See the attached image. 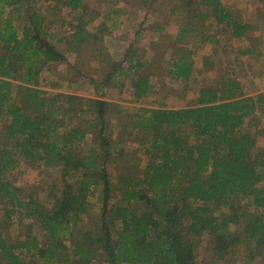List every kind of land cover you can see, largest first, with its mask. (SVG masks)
<instances>
[{"label":"trees","instance_id":"obj_1","mask_svg":"<svg viewBox=\"0 0 264 264\" xmlns=\"http://www.w3.org/2000/svg\"><path fill=\"white\" fill-rule=\"evenodd\" d=\"M104 1L55 0L67 10L74 53L91 43L101 47L111 33L104 22L89 31L98 16L86 4ZM179 13L178 41L193 35L202 44L216 43L200 30L214 23L234 39L251 30L220 0L188 1ZM45 22L38 8L0 0V201L8 205L4 223L15 213L27 233L13 246L0 226V264H197L193 239L200 236L211 243V264H238L242 248L248 263L264 264V170L253 157L255 135L243 131L264 106V93L243 96L239 82L228 78L217 88L200 89L194 107L132 109L129 134L144 144L145 164L141 170L117 166L114 185L108 162L127 152L113 148L123 142L112 137L111 104L39 88L48 65L65 59ZM125 58L126 65L111 66L103 85L123 76L133 95L147 97L145 63L134 51ZM192 60L191 52H171L168 75L189 80ZM20 162L60 171L63 186L49 208L12 189L6 174ZM97 192L99 213L91 218ZM244 200L253 211L240 205ZM134 204L143 212L136 214ZM31 221L40 224L45 246L30 234Z\"/></svg>","mask_w":264,"mask_h":264},{"label":"rangeland","instance_id":"obj_2","mask_svg":"<svg viewBox=\"0 0 264 264\" xmlns=\"http://www.w3.org/2000/svg\"><path fill=\"white\" fill-rule=\"evenodd\" d=\"M20 1L24 10L29 6L38 8L46 19L45 25L53 26L55 35L52 42L65 57L63 62L48 65V69L41 77L39 88L47 93L101 99L113 107L112 137L123 142L122 145L113 148L124 149L127 152L126 155L119 157L117 162H113V159L108 162L110 180L114 185L117 183V176L120 175L115 171L117 166L129 164L141 170L145 164L142 151L144 144L141 145L136 139L138 137L136 134L132 132V135L129 134L131 130L129 112L132 109L194 107L198 105L200 89L217 88L228 78L239 82L243 96L254 97L264 93V3L260 0H220L223 6L230 8L238 19L249 22L253 27L252 31L243 38L234 39L228 31L221 26L215 27L214 23L211 27L206 26V29L200 28V30L211 33L216 38V43L203 44L193 35H187L180 41L176 37L181 20L179 11L192 0L88 2L86 5L96 11L98 16L89 26V31L98 22H104L111 33L104 35L101 47H95L91 43L78 54L68 45L71 29L66 25L68 18L65 8L57 5L55 0ZM192 8L194 7L187 9L190 11ZM194 20L200 25L196 19ZM130 51L139 55L141 62L146 65L141 72L148 76L151 84L147 97L137 98L135 94L133 95L130 78L123 76L110 77L109 83L103 85L108 71L111 72V66L125 62V56ZM171 52L183 56L192 53L194 70L189 80H177L168 75ZM160 58L163 60L161 61ZM243 131L255 135L256 149L253 151V157L262 162L263 171L264 106H260L246 120ZM6 179L19 196L31 198L46 208L50 207L52 196L63 186L58 169L30 167L23 162H20L12 172H8ZM97 196L98 192L92 197L93 206L89 214L91 218L99 213V202L96 206L94 202ZM4 202L0 201V226L8 242L16 246L26 238L27 233L19 224L15 213L10 215L8 225L4 223V213L8 208V205H2ZM240 205L244 209L253 211L252 208L249 209L248 200L241 201ZM131 208L136 214L144 210L137 204L132 205ZM30 223L32 225L30 234L38 239L40 245L45 246L47 242L43 239L40 224L35 221ZM82 228L85 226L82 225ZM238 228L230 227V230H238ZM193 241L197 264H211L213 256L209 240L200 236ZM65 243L67 244V241ZM238 260V264H256L246 261L244 248L239 250ZM92 264L105 263L100 259V262L97 260Z\"/></svg>","mask_w":264,"mask_h":264},{"label":"crops","instance_id":"obj_3","mask_svg":"<svg viewBox=\"0 0 264 264\" xmlns=\"http://www.w3.org/2000/svg\"><path fill=\"white\" fill-rule=\"evenodd\" d=\"M260 2H261V3H264V0H260ZM248 15H249V13H248ZM242 22H244V21H242ZM246 23H248V24L250 25V23H249V22H246ZM250 26H251V25H250ZM252 28H253V27H251V30H250L249 32H251V31H252ZM249 32H248V33H249ZM248 33H247V34H248Z\"/></svg>","mask_w":264,"mask_h":264}]
</instances>
